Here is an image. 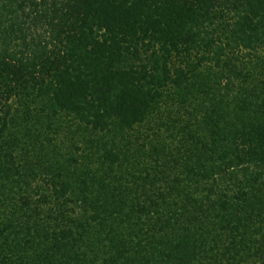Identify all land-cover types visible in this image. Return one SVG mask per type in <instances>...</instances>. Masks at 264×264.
<instances>
[{
  "label": "trees",
  "instance_id": "1",
  "mask_svg": "<svg viewBox=\"0 0 264 264\" xmlns=\"http://www.w3.org/2000/svg\"><path fill=\"white\" fill-rule=\"evenodd\" d=\"M0 264H264V0H0Z\"/></svg>",
  "mask_w": 264,
  "mask_h": 264
}]
</instances>
